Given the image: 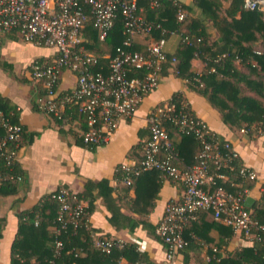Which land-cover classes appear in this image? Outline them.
Returning <instances> with one entry per match:
<instances>
[{
	"label": "built area",
	"instance_id": "built-area-1",
	"mask_svg": "<svg viewBox=\"0 0 264 264\" xmlns=\"http://www.w3.org/2000/svg\"><path fill=\"white\" fill-rule=\"evenodd\" d=\"M243 1L247 11H264V0ZM157 6V2L152 4V7ZM177 17L183 22L188 14L179 8ZM120 18L123 20L122 45L114 55L105 56L109 59L106 74L93 73L91 67L100 60L86 48L88 26L92 24L99 43L105 44ZM157 30L174 34L147 21L138 0H0V34L18 33L27 43L57 52L52 63L37 61L32 65L31 77L45 92L39 97L38 108L58 119L65 111L76 110L88 127L82 134L86 146L106 143L121 123L135 117L144 99L159 88L166 72L179 73L177 58L164 49L167 38L153 36ZM183 40L192 45L188 36ZM136 46L142 50H134ZM65 71L76 75V86L67 93L58 94ZM166 122L174 124L181 134L197 140L199 152L193 165H185L180 159L164 127ZM147 123L149 136L142 142L140 160L133 165H122L117 173L127 187L154 171L184 186L182 199L166 205L155 229L156 236L166 246L167 263L173 264L185 250L184 233L201 212H210L214 221L246 240L262 241L264 220L258 219L247 207V189L231 192L226 187L227 173L247 184L258 180L254 170L236 165L239 155L232 143L221 141L185 100L179 104L170 100L157 106L148 115ZM23 136L24 127L20 122H13L12 114L0 108V185L17 179L11 173L6 174L4 169L12 171L18 163ZM48 200L58 206L57 236L68 228L76 232L90 229L88 208L70 189L61 188L49 195ZM93 245L106 255L115 248L124 247L122 242L110 237L93 238ZM55 249V256H58L63 249L62 240H56Z\"/></svg>",
	"mask_w": 264,
	"mask_h": 264
},
{
	"label": "crops",
	"instance_id": "crops-1",
	"mask_svg": "<svg viewBox=\"0 0 264 264\" xmlns=\"http://www.w3.org/2000/svg\"><path fill=\"white\" fill-rule=\"evenodd\" d=\"M172 1L193 7L192 12H187L188 17L194 19L199 15V10L194 7L195 0ZM222 3L228 8L231 0H222ZM214 35L217 36L216 32ZM182 40L179 34L170 35L165 51L175 55ZM56 57L54 49L27 43L18 33L0 34V98L16 109L18 122L24 127L17 163L23 171L24 183L17 194L0 196V218L7 220L0 240V264L10 262V249L18 230L16 213L34 207L61 188L80 196V202L87 208L92 201L88 212L94 239L110 237L124 246L133 245L142 255L140 260L130 253L105 264H168L165 244L148 227L156 228L166 205L182 199L184 186L162 175L144 174L132 187H127L120 181L117 171L122 165H133L140 160L142 142L149 136L148 115L177 93L183 95L195 115L218 138L232 143L240 164L257 173L258 180L248 184L251 187L247 189L246 203L249 198L253 202L247 207L254 212L255 206L264 201V136L255 140L247 130L226 125L219 111L191 90L187 80L178 78L172 70L164 74L159 88L144 99L135 117L121 123L106 143L86 146L82 141L84 125L76 110H67L58 119L38 108L39 97L45 92L31 77L32 65L37 61L52 63ZM193 63L194 70L201 71V61ZM75 86L76 75L65 71L58 94L67 93ZM227 174L226 187H240L236 175ZM103 180H107L113 189L112 201H108L110 208L98 188H91L85 195L87 181L97 183ZM145 193L148 199L141 203ZM114 213L129 217L130 221L118 217L114 224L110 221ZM184 238L187 246L173 264H212L216 256L224 258L243 247L253 246V241L235 234L227 226L217 225L212 216L206 214L201 216L195 228L186 229ZM2 249L6 254L4 262Z\"/></svg>",
	"mask_w": 264,
	"mask_h": 264
},
{
	"label": "trees",
	"instance_id": "trees-1",
	"mask_svg": "<svg viewBox=\"0 0 264 264\" xmlns=\"http://www.w3.org/2000/svg\"><path fill=\"white\" fill-rule=\"evenodd\" d=\"M155 2L158 6L152 7ZM243 4V0H231L230 6L225 8L222 0H195L194 7L199 10L197 18L187 17L183 22H179L177 17L179 8L186 12H192L194 8L180 5L172 0H138L139 7L144 8L143 15L147 21L161 25L167 32H174L182 38L188 36L192 40V45L182 40L179 50L172 55L178 61L176 65L178 78L187 80L191 90L196 91L215 107L226 125L245 129L251 137L255 130L264 133V11H247L243 8ZM153 36L157 39L161 37L168 39L170 34H163L161 30H157ZM85 38L88 40L87 50L96 54L100 60L97 65L91 67V71L106 74L109 59L105 56L114 55L124 40L123 20L121 18L117 20L105 44L99 43L92 24L88 26ZM198 39L201 41L198 42ZM99 44L108 48V51ZM134 50L141 51L142 48L136 46ZM195 60L201 61V71L194 70ZM243 69L249 74L246 75ZM131 76L135 75L131 74ZM184 100L181 93L175 94L172 98V101L178 104ZM0 108L7 114H12L13 122H18L16 109L1 98ZM81 121L84 130L87 131L84 117H81ZM164 127L183 163L193 165L195 156L199 152L197 140L193 136L181 134L170 122L164 123ZM236 165H240L239 159ZM4 172L13 174L17 179L2 183L0 196L17 194L21 184L24 183L23 171L18 164H15L12 171L4 169ZM146 174L161 175L156 171ZM236 183H240V187L231 189L229 186L227 189L237 192L251 187L240 180ZM94 187L99 189L100 196L110 208L108 201H112L110 195L113 189L109 186V182L87 181L85 195L87 196ZM146 194L141 203L147 201ZM78 200L80 201V196ZM90 203L91 206L87 209L89 212L92 201ZM57 211V203L48 200L47 197L34 207L16 213L18 230L10 249L9 264H105L116 257H127L130 253H134L141 260L142 255L136 252L133 245L124 246L120 250L115 248L110 255L104 254L94 247L90 229L76 232L68 228L57 236L55 233ZM253 213L258 219L264 220V201L255 206ZM205 214L211 215L210 212H201L196 221L189 223L188 228H195L201 216ZM118 217L130 221L129 217L118 213H114L110 221L115 224ZM6 224V218H0V240ZM216 224L221 223L216 222ZM148 228L155 234L156 228ZM262 237V241L254 240L252 247H243L224 258L216 256L212 264H263L264 235ZM57 239L62 240L63 249L58 256H55ZM2 251L4 262L6 254L4 255V249Z\"/></svg>",
	"mask_w": 264,
	"mask_h": 264
},
{
	"label": "rangeland",
	"instance_id": "rangeland-1",
	"mask_svg": "<svg viewBox=\"0 0 264 264\" xmlns=\"http://www.w3.org/2000/svg\"><path fill=\"white\" fill-rule=\"evenodd\" d=\"M99 46H101L102 47V45L101 44H99ZM105 51H108V48H105V47H102ZM261 48L259 47V50H260ZM242 71H244V73L247 75V74H249V72L247 71V70H245V69H243ZM251 136H253V138H255V140L257 139V138H259V137H261V136H264V133L262 134V133H260L258 130H255V132H253L252 133V135ZM263 144H264V140H263ZM4 251H5V249H4Z\"/></svg>",
	"mask_w": 264,
	"mask_h": 264
},
{
	"label": "water",
	"instance_id": "water-1",
	"mask_svg": "<svg viewBox=\"0 0 264 264\" xmlns=\"http://www.w3.org/2000/svg\"><path fill=\"white\" fill-rule=\"evenodd\" d=\"M252 202H253V201H252V199H250V198H249V199L247 200V203H246V204H247V206H249V207H250Z\"/></svg>",
	"mask_w": 264,
	"mask_h": 264
}]
</instances>
